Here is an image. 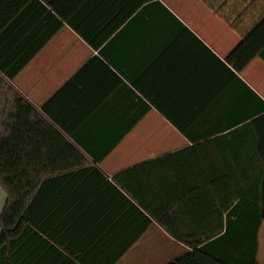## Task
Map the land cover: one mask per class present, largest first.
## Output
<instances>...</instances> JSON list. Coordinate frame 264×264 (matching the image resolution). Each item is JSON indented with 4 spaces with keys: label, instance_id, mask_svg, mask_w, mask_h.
<instances>
[{
    "label": "crops",
    "instance_id": "1",
    "mask_svg": "<svg viewBox=\"0 0 264 264\" xmlns=\"http://www.w3.org/2000/svg\"><path fill=\"white\" fill-rule=\"evenodd\" d=\"M52 1L70 24L43 0H0L1 67L59 27L12 82L40 122L23 134L37 188L4 264L173 263L264 174L251 165L264 20L244 39L220 16L247 33L264 0ZM5 204L0 187V215ZM259 243L262 264L264 225Z\"/></svg>",
    "mask_w": 264,
    "mask_h": 264
},
{
    "label": "trees",
    "instance_id": "2",
    "mask_svg": "<svg viewBox=\"0 0 264 264\" xmlns=\"http://www.w3.org/2000/svg\"><path fill=\"white\" fill-rule=\"evenodd\" d=\"M33 1L40 4L39 0ZM43 1L70 24V20L56 6L55 1ZM208 5L212 9L215 7L214 4ZM220 16L230 26L237 28L244 39L249 37L264 20L263 18L259 20L250 19L249 21H255V24L246 33L238 27L239 21L236 25L235 20L224 15ZM58 29L59 27H54L50 33L46 34L41 39V43L39 42L38 48L31 49L27 56L28 59L18 68L10 70L0 66V187L6 194V204L0 215V264L5 263L8 247L13 245L12 240L22 232L27 206L37 188L36 179L29 177L34 171L31 167L35 164H30L29 161L24 160V154L26 155L27 152L25 151L26 148H22V138L25 128L30 123L40 121L35 119L38 114L36 109L15 89L12 82L24 64L32 59ZM252 137L259 141L264 140V133ZM254 155L263 158V161H260L262 163L251 164L253 169L261 174L264 172V145H258ZM249 182L250 194L244 193V186L241 185L242 191H239L236 197H231L229 204L231 210L227 208L219 212L222 218L220 228L209 233L205 242H183L190 250L170 264H259V234L264 225V174L262 177L250 179ZM235 202H237L236 205ZM245 205L249 206L246 220L244 219L245 210L242 209ZM235 216L238 219L237 223L232 219ZM224 219L226 220L225 226ZM246 221L249 223L245 226ZM158 222L164 230L170 232L175 238L183 239L181 234H178L172 226L168 225L164 214L158 218ZM7 260L11 261V258H7Z\"/></svg>",
    "mask_w": 264,
    "mask_h": 264
},
{
    "label": "rangeland",
    "instance_id": "3",
    "mask_svg": "<svg viewBox=\"0 0 264 264\" xmlns=\"http://www.w3.org/2000/svg\"><path fill=\"white\" fill-rule=\"evenodd\" d=\"M259 262L262 263V264H264V258L263 259L260 258Z\"/></svg>",
    "mask_w": 264,
    "mask_h": 264
}]
</instances>
